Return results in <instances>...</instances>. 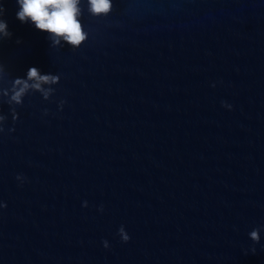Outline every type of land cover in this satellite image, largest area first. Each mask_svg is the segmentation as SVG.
<instances>
[{"label":"water","instance_id":"95a60500","mask_svg":"<svg viewBox=\"0 0 264 264\" xmlns=\"http://www.w3.org/2000/svg\"><path fill=\"white\" fill-rule=\"evenodd\" d=\"M0 6L2 86L59 76L0 104V264H264V0H81L76 49Z\"/></svg>","mask_w":264,"mask_h":264},{"label":"clouds","instance_id":"9594fccd","mask_svg":"<svg viewBox=\"0 0 264 264\" xmlns=\"http://www.w3.org/2000/svg\"><path fill=\"white\" fill-rule=\"evenodd\" d=\"M18 12L16 19L21 23H30L37 31L48 34L51 47L60 46L61 43L70 46L72 49L79 48L87 39L88 33L81 23L83 9L81 0H16ZM87 13L92 17H105L112 11V0H86ZM4 9L0 6V17L3 16ZM11 33L7 30V23L0 19V38L9 37ZM5 80L3 65L0 64V104L6 103L9 106V114L12 121L17 119L16 108L22 106L25 96L30 93H39L44 101H48L54 94L55 86L59 82V76L51 73L42 74L36 67H31L27 71L26 78H15L11 81L10 87H3ZM65 102L61 100L58 110H62ZM223 107H229L222 103ZM47 115V110L44 111ZM7 117L0 114V134L4 132V125ZM14 129L9 128L12 132ZM18 181L22 177L17 176ZM83 207H87L85 202ZM4 207L0 204V208ZM99 211H103L101 207ZM262 228H254L248 235L253 245L259 243ZM117 235L122 243H127L130 239L123 226L118 229ZM105 248L108 247L106 241L103 242ZM248 251L255 254V247ZM247 254V253H246Z\"/></svg>","mask_w":264,"mask_h":264}]
</instances>
